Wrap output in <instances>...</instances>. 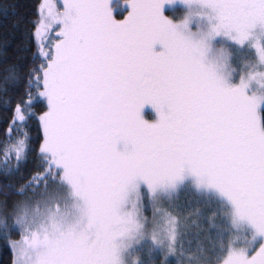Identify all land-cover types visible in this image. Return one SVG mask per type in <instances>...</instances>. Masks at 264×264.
Wrapping results in <instances>:
<instances>
[{
    "label": "snow or ice",
    "instance_id": "obj_1",
    "mask_svg": "<svg viewBox=\"0 0 264 264\" xmlns=\"http://www.w3.org/2000/svg\"><path fill=\"white\" fill-rule=\"evenodd\" d=\"M171 2L37 0L15 53L0 49L8 264H34L27 204L65 183L83 222L45 239L43 264H128L133 248L140 264L144 246L148 264H264V0H184L197 7L178 21ZM218 37L255 50L238 81L209 57ZM30 155L34 174L13 184ZM185 186L220 201L196 251L185 248L192 212L173 202Z\"/></svg>",
    "mask_w": 264,
    "mask_h": 264
},
{
    "label": "rangeland",
    "instance_id": "obj_2",
    "mask_svg": "<svg viewBox=\"0 0 264 264\" xmlns=\"http://www.w3.org/2000/svg\"><path fill=\"white\" fill-rule=\"evenodd\" d=\"M196 7L194 4L189 6L184 0H173L171 3H166L164 13L174 21H178L187 17L189 13H194ZM126 10V8L122 9V11ZM190 26L193 28L206 27V21L193 15ZM260 37L264 39V33H261ZM209 57L217 61L222 66L224 73L230 75L233 81H238L242 73L252 69L256 59L255 50L247 44L241 47L222 37H218L213 41ZM263 109L264 104L260 108L261 114ZM144 115L149 119L158 118V114L151 106L145 108ZM39 189H42V187L36 189V194L40 195L38 193ZM41 195L40 199L30 200L27 204L29 219L25 226L26 234L29 237L35 236L38 245L31 250L34 264H43L41 253L44 252L42 245L45 239L54 235L66 234L71 229H78L83 222L81 201L73 194L70 185L66 183L51 184ZM173 202L183 207L186 212H192V215L188 216L187 219L190 224L196 221V225H193V228L185 237V248L196 251L199 243L204 241V237L212 231L213 222L216 224L221 223L219 216L213 218V212H219L220 201L212 194H197L195 189L185 186L179 192L173 194ZM200 206L201 210L197 213L196 208ZM243 231L242 227L241 234H243ZM137 251L133 248L127 253L128 264H132ZM139 251L143 252L140 264L143 261L148 262L147 246ZM191 264H196V261L193 260Z\"/></svg>",
    "mask_w": 264,
    "mask_h": 264
},
{
    "label": "trees",
    "instance_id": "obj_3",
    "mask_svg": "<svg viewBox=\"0 0 264 264\" xmlns=\"http://www.w3.org/2000/svg\"><path fill=\"white\" fill-rule=\"evenodd\" d=\"M36 3L37 0H0V49L3 48L5 41L8 42L9 55L15 53V46L17 37L24 31L28 30L29 22L36 18ZM4 60L0 57V69L3 68ZM4 96L0 92V142L5 138V132L7 122L3 119L6 115L4 108ZM262 116H264V109L262 110ZM33 135L38 134V130L33 127ZM14 164L15 162L12 161ZM4 160L3 153L0 152V171L3 170ZM36 170L35 157L30 155L27 163L20 165V172L15 174L13 184L22 185L23 182L28 179ZM3 184L4 179L0 175V199H3ZM42 189H39L41 192ZM37 193V190H36ZM41 194H36L31 200H38L41 198ZM16 199L17 197H12ZM209 204V203H208ZM11 257L10 250L4 246L2 236H0V264H8ZM142 264H148L143 261Z\"/></svg>",
    "mask_w": 264,
    "mask_h": 264
},
{
    "label": "flooded vegetation",
    "instance_id": "obj_4",
    "mask_svg": "<svg viewBox=\"0 0 264 264\" xmlns=\"http://www.w3.org/2000/svg\"><path fill=\"white\" fill-rule=\"evenodd\" d=\"M166 4L164 5V8H165ZM165 10V9H164Z\"/></svg>",
    "mask_w": 264,
    "mask_h": 264
}]
</instances>
